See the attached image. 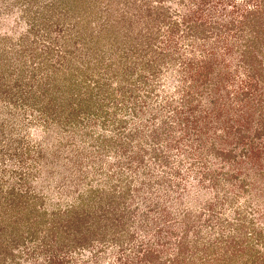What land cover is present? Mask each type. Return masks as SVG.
<instances>
[{
	"label": "rangeland",
	"instance_id": "374dc122",
	"mask_svg": "<svg viewBox=\"0 0 264 264\" xmlns=\"http://www.w3.org/2000/svg\"><path fill=\"white\" fill-rule=\"evenodd\" d=\"M51 262L264 264V0H0V264Z\"/></svg>",
	"mask_w": 264,
	"mask_h": 264
},
{
	"label": "trees",
	"instance_id": "16d2710c",
	"mask_svg": "<svg viewBox=\"0 0 264 264\" xmlns=\"http://www.w3.org/2000/svg\"><path fill=\"white\" fill-rule=\"evenodd\" d=\"M255 12V14L258 12L257 10L256 11H254ZM54 262H51V264H53Z\"/></svg>",
	"mask_w": 264,
	"mask_h": 264
}]
</instances>
